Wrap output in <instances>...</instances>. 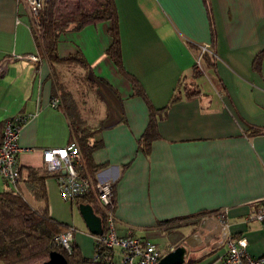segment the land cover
<instances>
[{
    "label": "crops",
    "instance_id": "crops-1",
    "mask_svg": "<svg viewBox=\"0 0 264 264\" xmlns=\"http://www.w3.org/2000/svg\"><path fill=\"white\" fill-rule=\"evenodd\" d=\"M113 2L122 69L135 78L153 108L166 106L178 78L190 76L201 46L214 58L204 78L205 69L196 79L200 93L169 103L155 121L158 137L143 154L138 140L148 107L105 54L111 25L95 22L58 37L55 53L60 59L73 55L85 63L84 68L65 64L61 81L77 89L76 94L81 90L78 103L84 120L99 127L94 138L101 144L90 159L103 166L95 177L112 182L115 234L141 235L153 243L160 236L173 238L165 253L183 245V263L221 264L225 231L244 237L245 250L259 256L264 253V229L246 214L264 197V134H247L264 127V0ZM209 19L215 33L212 43ZM28 23L21 3L0 0V62L10 55L38 59L8 61L0 74V121L26 115L16 139L18 179L7 183L0 177V191H19L26 201L28 195L42 206L33 199L29 181L32 169L41 176L43 168L39 183L48 214L71 227L72 242L90 258L94 235L75 200L59 197L55 172L41 160L45 148L64 146L71 137L62 109L50 105L57 97L56 80L36 49L35 31ZM220 211L221 224L216 217ZM175 217L181 219L165 228L155 225Z\"/></svg>",
    "mask_w": 264,
    "mask_h": 264
},
{
    "label": "trees",
    "instance_id": "trees-1",
    "mask_svg": "<svg viewBox=\"0 0 264 264\" xmlns=\"http://www.w3.org/2000/svg\"><path fill=\"white\" fill-rule=\"evenodd\" d=\"M114 0H48L45 1L38 13L37 26L34 32V41L39 54L44 56L48 62L51 76L54 77L55 86L53 96H57L58 102L56 106H60L64 113L68 126L70 128V137L75 141L81 155V175H88L93 181L96 180V171L103 166L101 164H93L90 159L92 150L98 147L100 140L94 138V133L99 130V127L89 126L81 114L80 104L76 97H81L74 93L72 87L65 86L61 81L62 73L66 71L68 63H78V66L84 68V61L80 57L68 56L66 59H60L55 53V46L58 37L66 31H77L82 27H87L91 23H101L108 21L111 25L108 28V36L111 43L105 49V54L113 62L115 68L122 72L131 82L133 93L141 96L147 103L148 120L146 126L138 140V147L144 154L149 149V143L158 137L156 130V120L161 117L169 103H173L182 97L190 98L191 96L200 93L196 79L202 75L206 67L213 65V53L207 47L200 55L199 70L192 63V71L190 76H180L168 99L166 106L163 108H153L135 78L125 73L122 69L121 60L118 48V32H117V15ZM210 21V19H209ZM210 21V38L211 43L214 39V32ZM256 60H259L256 59ZM63 66H65L63 68ZM213 81V80H212ZM59 96V97H58ZM78 97V98H79ZM77 100V101H76ZM78 106V107H77ZM3 121H0V138ZM264 134V127L254 128L248 132V136L255 133ZM45 167V166H44ZM34 176L30 179L29 190L34 200H41L42 206L33 208L28 201L22 196L19 191H0V263L1 264H37L40 261L47 259L50 250L63 255L66 259V264H108L113 257L114 249L108 248L102 242L94 243V254L90 258H84L78 246L71 242L69 251L58 245L54 239L64 229L70 228L63 222H58L52 218L47 212L45 203L44 190L39 183L40 178L44 177L45 171L41 168V176L37 175L38 169H32ZM39 176V177H38ZM76 203H89L94 213L99 215L103 232L105 231V214L101 210L98 202L92 195H84L74 199ZM197 213L203 214L198 211ZM181 218H172L171 220H159L156 226L170 224L173 220ZM156 244V243H154ZM158 244H156L157 246ZM164 252L159 253V256ZM187 264V263H182Z\"/></svg>",
    "mask_w": 264,
    "mask_h": 264
},
{
    "label": "built area",
    "instance_id": "built-area-1",
    "mask_svg": "<svg viewBox=\"0 0 264 264\" xmlns=\"http://www.w3.org/2000/svg\"><path fill=\"white\" fill-rule=\"evenodd\" d=\"M48 0H14L21 3L28 16L30 28L36 29L38 13L44 2ZM207 46L199 48V54L194 57V65L201 70L200 55L206 50ZM23 59L28 62H37L36 55H17L7 56L0 62V74L4 71L5 64L8 61ZM57 97L50 99V105L56 107ZM26 119L24 113H19L3 120L1 138H0V177L7 183H14L18 179V167L16 155L20 151L17 145V136L20 125ZM41 160L47 170L55 172L58 195L61 199L72 201L75 198L84 195H92L98 202L101 210L105 214V231L94 236L95 242H102L108 248L116 249L117 255L113 252V257L108 264H156L159 251L156 244L150 239L141 235H123L117 236L113 229V194L112 182L101 181L96 178L93 181L88 175L79 173L81 168V155L75 141L58 148H45L41 154ZM260 204L246 214L250 221H259L264 229V197ZM219 224L223 222V212L216 215ZM223 228V227H222ZM222 242L225 244V251L222 255L221 264H264V253L259 256H252L246 250V240L241 236L226 235L222 232ZM72 229H64L54 237L56 243L69 251L72 242Z\"/></svg>",
    "mask_w": 264,
    "mask_h": 264
},
{
    "label": "water",
    "instance_id": "water-1",
    "mask_svg": "<svg viewBox=\"0 0 264 264\" xmlns=\"http://www.w3.org/2000/svg\"><path fill=\"white\" fill-rule=\"evenodd\" d=\"M77 211L79 212L85 227L91 235L98 236L102 233V225L99 215L95 214L89 203H77ZM185 248L183 245H175L168 252H164L158 258L156 264H182L184 262ZM37 264H66L63 255L50 250L47 259Z\"/></svg>",
    "mask_w": 264,
    "mask_h": 264
},
{
    "label": "rangeland",
    "instance_id": "rangeland-1",
    "mask_svg": "<svg viewBox=\"0 0 264 264\" xmlns=\"http://www.w3.org/2000/svg\"><path fill=\"white\" fill-rule=\"evenodd\" d=\"M206 71H207V70L205 69V70H204L205 73H203V77H202V78H204L205 74H207ZM208 71H209V70H208ZM208 71H207V72H208ZM202 78H201V79H202ZM77 80L80 82V79H77ZM65 86H66V85H65ZM203 86L205 87V83L203 84ZM76 98L79 99L78 96H77ZM76 101H77V100H76ZM78 102H79V101H78ZM78 104H79V103H78ZM77 107H78V106H77ZM78 108L82 109L81 104L79 105ZM81 114H82L83 116L86 115L83 111L81 112ZM26 197H27V199H28V201H29V204H30L33 208H36L37 204H34L33 201L31 200V198H30L28 195H27ZM183 230H185V228H184ZM155 241H156V244H158V245H157V248H158L159 253H162V252H165L166 250H168V248L171 246V244L173 243V238H172V239H169L168 237L160 236L159 238H156ZM175 243H176V242H175ZM114 254L117 255L116 249H114ZM0 264H1V263H0Z\"/></svg>",
    "mask_w": 264,
    "mask_h": 264
}]
</instances>
